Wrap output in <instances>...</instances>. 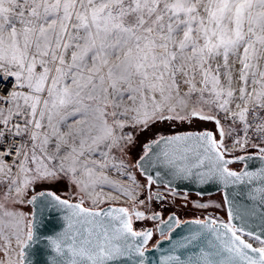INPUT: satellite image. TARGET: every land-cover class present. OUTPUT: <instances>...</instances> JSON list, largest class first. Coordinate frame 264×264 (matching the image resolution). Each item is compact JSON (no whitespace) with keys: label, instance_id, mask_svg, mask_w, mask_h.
Here are the masks:
<instances>
[{"label":"snow or ice","instance_id":"obj_1","mask_svg":"<svg viewBox=\"0 0 264 264\" xmlns=\"http://www.w3.org/2000/svg\"><path fill=\"white\" fill-rule=\"evenodd\" d=\"M0 264H264V0H0Z\"/></svg>","mask_w":264,"mask_h":264},{"label":"flooded vegetation","instance_id":"obj_2","mask_svg":"<svg viewBox=\"0 0 264 264\" xmlns=\"http://www.w3.org/2000/svg\"><path fill=\"white\" fill-rule=\"evenodd\" d=\"M164 127V126H161ZM211 127V125H209ZM178 130H183L182 128H177L173 127L170 129V131H178ZM191 197L185 202L183 199L177 197L176 204L173 205L171 202L165 203L164 205H158V204H153V207L157 211L163 212L165 218L167 215H169L172 211H175L176 214L182 219L185 220L187 218H204L205 216L211 214L213 216H223L220 215L216 210L214 209H207V210H202V209H197L193 207V202L192 198L196 196H200L197 193L190 192ZM208 196V195H206ZM206 196H200V198L204 199ZM186 203V206H184ZM155 222L153 221H143V222H135V226L137 228L141 226H147V227H153Z\"/></svg>","mask_w":264,"mask_h":264},{"label":"water","instance_id":"obj_3","mask_svg":"<svg viewBox=\"0 0 264 264\" xmlns=\"http://www.w3.org/2000/svg\"><path fill=\"white\" fill-rule=\"evenodd\" d=\"M249 163L251 165H253L252 170H255L256 168L261 166V162L258 159L250 161ZM173 187H176V185L174 184ZM176 190L186 191V192H194L200 196L211 195V194H215L218 192H221V194L223 195L222 188L220 186L215 185V184H208V185L203 186V188H201L200 185H195V184H190V183L184 182V183H180L179 186L176 187ZM229 191H231V189ZM193 219H196V218H187L185 220H193ZM192 227H195V225H193ZM149 228H151V227H149ZM177 231L180 232L181 230L178 229ZM166 247H167V243L165 242V248ZM154 255L158 257L160 255V252H156Z\"/></svg>","mask_w":264,"mask_h":264},{"label":"rangeland","instance_id":"obj_4","mask_svg":"<svg viewBox=\"0 0 264 264\" xmlns=\"http://www.w3.org/2000/svg\"><path fill=\"white\" fill-rule=\"evenodd\" d=\"M223 195L221 194V192L215 193V194H211L206 196L204 199L199 200V202L201 203H209V202H215V203H219L222 200ZM203 210V209H202ZM220 215L223 214L222 210H216Z\"/></svg>","mask_w":264,"mask_h":264},{"label":"built area","instance_id":"obj_5","mask_svg":"<svg viewBox=\"0 0 264 264\" xmlns=\"http://www.w3.org/2000/svg\"><path fill=\"white\" fill-rule=\"evenodd\" d=\"M159 190L164 191L165 189L163 187H161V188H159ZM176 191H178V190H176ZM178 192L186 194L188 199L191 197L190 192H186V191H178ZM201 199L202 198H200V196H196V197L192 198V202H197V201L199 202V200H201Z\"/></svg>","mask_w":264,"mask_h":264}]
</instances>
